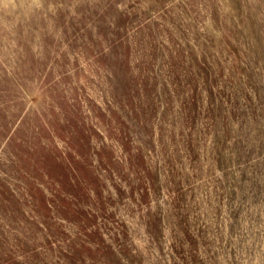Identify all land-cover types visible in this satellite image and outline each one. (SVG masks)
<instances>
[{"label":"rangeland","instance_id":"rangeland-1","mask_svg":"<svg viewBox=\"0 0 264 264\" xmlns=\"http://www.w3.org/2000/svg\"><path fill=\"white\" fill-rule=\"evenodd\" d=\"M0 264H264V0H0Z\"/></svg>","mask_w":264,"mask_h":264}]
</instances>
